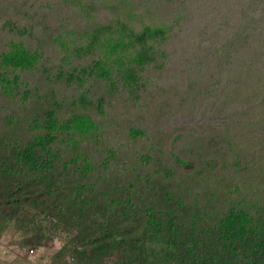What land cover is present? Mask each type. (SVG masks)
Returning a JSON list of instances; mask_svg holds the SVG:
<instances>
[{
  "label": "trees",
  "instance_id": "obj_1",
  "mask_svg": "<svg viewBox=\"0 0 264 264\" xmlns=\"http://www.w3.org/2000/svg\"><path fill=\"white\" fill-rule=\"evenodd\" d=\"M65 1L77 7L76 11L83 17L93 19L95 16L96 19L88 20L82 28L77 24L74 29L64 26L56 29L55 41L66 52L64 60L68 71L61 70L54 78L75 83L80 90L90 79L105 81L109 100L104 97L89 99L88 95L94 93L84 89L79 101L83 110L67 118L60 117L50 107H40L30 123L12 113L1 117L0 123L9 138L0 139V237L17 222V217L21 221L34 219L36 222L39 217H45L53 226L76 227L87 235L89 241L84 244L83 252L76 247L75 254H81L90 264L115 257L119 258L118 264H149L144 255L148 243L161 247L174 264H264V178L251 187L254 178L247 177L248 192H242L239 186L230 190L225 199L232 196L235 201H227L225 210L215 212L209 209L210 201L218 194L210 192L207 195L212 163L201 165L204 178L196 175L206 186L203 190L206 197L191 200L185 194L181 197L175 194L171 175L167 172L162 173L167 174L158 182L150 174H144L141 180L140 176L126 179L128 172L124 169H120L118 178L112 181L107 173L101 175L102 183L85 180L96 168L87 154L77 150L82 141L101 138L100 129L105 121L109 126L114 123L111 117L118 121L120 114L112 111L113 104L118 102L114 100L115 91L127 92L132 103L133 97L138 98L145 90L147 84L142 82L140 75L152 63L168 59L162 44H174L180 38L186 42L197 32L190 21V12L209 6L215 13L217 2H220L226 7L224 25L229 33L224 27L215 33L224 32L230 39L222 45L215 44L217 56L236 58L233 52L239 49L238 77L252 80V88L249 87L252 94H242V99L233 105L238 104L237 111L239 108L243 111L244 123H227L213 140L219 139L227 145L244 141L248 148L255 143L243 158L264 154V145L260 146L264 143V100L261 99L263 92L259 91L264 90V71L258 67L263 63L257 65L258 60L264 62V0ZM233 1L236 2L234 6ZM53 5L52 0H42L38 7L46 10ZM144 7H153L159 15L178 12L179 16L177 14L172 25H168L167 20L165 25H156L152 20L144 23L140 13ZM235 12L241 15L237 26L230 23ZM103 13L106 18L97 20ZM108 17H113V21ZM27 30L13 27L20 36ZM251 42H254V49L249 46ZM187 53L184 48V55ZM251 56L256 58L253 64L248 63ZM42 58L39 49L28 48L20 37L12 38L8 48L0 54V70H4L3 74L0 72L2 93L12 97L21 83L22 73L37 69ZM132 108L141 110L135 105ZM131 123L133 136L145 135L144 130L137 129L135 117ZM69 134L75 145L72 156L66 159L63 151H57L55 146L67 136L62 146L68 148ZM106 151L111 153L112 150ZM151 151L153 148L147 149L142 159L150 157ZM232 152L238 154L239 151L232 149ZM174 160L187 165L178 155ZM121 187L125 195L115 198L113 194ZM99 188L107 191L105 195L109 200L101 195Z\"/></svg>",
  "mask_w": 264,
  "mask_h": 264
},
{
  "label": "rangeland",
  "instance_id": "obj_2",
  "mask_svg": "<svg viewBox=\"0 0 264 264\" xmlns=\"http://www.w3.org/2000/svg\"><path fill=\"white\" fill-rule=\"evenodd\" d=\"M198 1L195 0L194 3ZM52 2L54 5L44 10L38 7L42 0H0V54L8 48L10 40L17 37H20L28 48L39 49L43 53L37 69L22 73L21 83L12 97L8 98L9 96L2 93L0 79V122L2 116L12 113L30 123L35 114L39 113L40 107H50L63 118L78 114L83 110L79 101L84 89L94 93L88 95L89 99L104 97L106 101L109 100L106 98L109 87L105 81L90 79L80 90L76 88L75 83L54 78L61 70L68 71L64 60L66 52L60 43L55 41L56 29L61 26L74 29L77 24L82 28L88 20H95L96 17L93 19L83 17L76 11L77 7L65 0ZM85 2L88 3V0ZM235 3L233 1V6ZM152 9L153 7L149 9L144 7L140 10L141 21L148 23L152 20L156 25H165L167 20V24L172 25L177 20V14L179 16L178 12L159 15ZM225 9L222 3L217 2L215 13L214 8L209 6L190 12V21L198 29L197 32L195 31L186 42L180 38L174 44L161 45L165 48L168 59H159L148 66L141 75L139 74L142 82L147 85L138 98L133 97L132 103L128 100L127 92L115 91L114 100H118V106L113 104L112 111L120 114L118 121L111 117L114 123L109 126L105 121L100 129L101 138L97 141L88 138L82 141L81 145H77V150L81 154L82 152L87 154L91 165L96 168V172L89 173L85 180L102 183L101 175L107 173L112 181L118 178L120 169L128 172L126 179L140 176L141 180V176L150 174L157 182L169 173L175 194L180 197L185 194L192 200L196 197H206L203 193L206 186L196 175L204 178V168L201 170V165L212 163L211 184L208 185L207 195L210 192L218 194L210 201L209 209H215V212L225 210L227 201L231 203L235 201L232 196L225 199L230 190H235L239 186L238 189L242 192H248L247 177L254 178L251 187L261 182L259 180L264 178V154L243 158L255 143L250 144L248 148L244 141L242 144L234 142L227 145L221 143L219 139L213 140V136L219 134L227 123L231 125L235 122L238 125L244 123L243 111H240L241 108L237 111L238 104L233 105L242 99V94H252L249 91V87L252 88V80L248 77L244 80L238 77L239 49L233 52L236 58L232 56L220 59L217 56L215 44L222 45L230 39L224 32L215 33L222 27L226 30ZM106 16L105 13L98 15L97 20ZM240 16L238 12L233 13L230 23L237 26ZM108 20L113 21V17H108ZM247 20L253 22L250 18ZM13 27L28 28V32L20 36L18 32L13 31ZM137 28L140 29L141 25L138 24ZM249 46L254 49V42ZM184 48L188 51L186 55ZM255 61L256 58L251 56L248 63L253 64ZM86 62L84 63L87 64ZM261 63L263 64L258 67L264 71V62L258 60L257 65ZM0 72L3 74L4 70ZM259 91L263 92L261 99L264 100V90ZM252 97L255 102L254 96ZM132 105L138 106L141 110L132 108ZM134 117L138 122L137 129L144 130L145 135L133 136L131 119ZM7 138L9 135L4 132L0 123V139ZM66 139L67 136L63 137L55 149L62 150V156H66L67 159L72 156L75 144L71 135L68 148H64L62 143ZM110 148L111 153L106 151ZM151 148L153 151L149 153L150 157L142 159L147 149ZM232 149H237L238 154L233 153ZM239 154L242 157L240 160ZM175 155L187 165L175 161ZM237 162L241 164L237 165ZM164 172L167 173L162 174ZM103 184H106L105 181ZM99 190L97 191L109 200L105 195L107 191L101 188ZM125 193L124 187H121L113 196L116 198L124 196ZM37 220L38 222L34 219L21 221L17 217V222L10 230L2 234L0 264H90L81 254H75L76 247L83 252L84 244L89 241L85 233L77 231L76 227L73 229L62 224L53 226L49 221H45V217H39ZM29 222L32 224L28 225ZM31 250L34 251L33 254ZM144 250L149 264H174L158 245L148 243ZM118 262L119 258L115 257L102 261L98 259L92 264Z\"/></svg>",
  "mask_w": 264,
  "mask_h": 264
},
{
  "label": "clouds",
  "instance_id": "obj_3",
  "mask_svg": "<svg viewBox=\"0 0 264 264\" xmlns=\"http://www.w3.org/2000/svg\"><path fill=\"white\" fill-rule=\"evenodd\" d=\"M1 238V237H0ZM31 253L33 254L34 253V251L33 250H31Z\"/></svg>",
  "mask_w": 264,
  "mask_h": 264
}]
</instances>
